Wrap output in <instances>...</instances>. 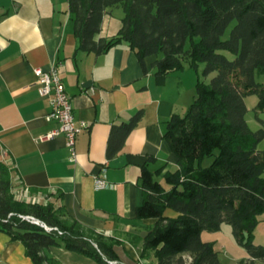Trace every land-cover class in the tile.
I'll return each instance as SVG.
<instances>
[{
	"label": "trees",
	"instance_id": "16d2710c",
	"mask_svg": "<svg viewBox=\"0 0 264 264\" xmlns=\"http://www.w3.org/2000/svg\"><path fill=\"white\" fill-rule=\"evenodd\" d=\"M67 3L76 53L100 56L125 43L144 73L151 60L158 86L185 64L194 71L204 64V77L215 73L208 84L197 80L194 100L184 115L173 114L164 123L163 139L176 157L175 170H168L167 165L155 171L147 165L141 168L142 202L135 217L156 222L141 240L139 259L151 256L154 264H183L179 256L187 254L190 264H221L216 242H205L201 236L217 233L225 224L248 256L237 264L264 261V246L254 244L255 230L264 215V150L258 149L264 140L260 119L264 114V0ZM118 6L123 13L120 29L109 39L96 40L107 9ZM249 96L257 97L253 108L254 119L261 124L257 131L245 120V98ZM142 117L139 111L127 122L112 126L106 146L108 160L121 150ZM207 158L213 160L204 167ZM10 172L0 161V233L20 242L32 264H59L46 254L52 247H63L98 264H136L117 252L121 242L86 231L76 221H63L62 209L51 201L44 205L16 200ZM42 195L49 199L48 194ZM166 210L177 216H164ZM23 217L62 234L46 232Z\"/></svg>",
	"mask_w": 264,
	"mask_h": 264
},
{
	"label": "crops",
	"instance_id": "0c3cea01",
	"mask_svg": "<svg viewBox=\"0 0 264 264\" xmlns=\"http://www.w3.org/2000/svg\"><path fill=\"white\" fill-rule=\"evenodd\" d=\"M108 10L96 40L109 39L120 29L115 34L114 29L106 30ZM76 48L67 0H0V159L11 169L12 189L26 187L33 194H48L51 203L62 209L63 221H76L86 231L122 241L117 252L136 261L141 240L156 222L135 217L142 202L141 168H176V157L163 139L164 123L188 109L197 79L185 68L169 73L165 84L158 86L149 66L151 60L144 73L125 43L100 56L76 53ZM55 65H59L73 117L87 125L76 138L74 161L69 159L63 135L44 138L55 132L58 124L46 119L50 106L37 93L33 71H47ZM139 111L143 112L142 120L121 150L108 160L106 146L112 126L127 122ZM260 119L264 128V114ZM245 120L250 128L246 116ZM252 120L257 131L261 124ZM258 149L264 150V140ZM97 178H104L109 186L96 189ZM164 216L174 218L177 214L166 210ZM261 221L264 215L254 242L263 246L262 241L257 242ZM223 228L201 236L205 235V242L221 245L220 251L216 250L220 263L248 259L238 249H233V257L225 250L219 238ZM260 234L264 239V232ZM46 254L59 264H98L63 247L49 248ZM221 256L228 262H222ZM150 259L148 264H154ZM0 264L32 262L20 242L0 233Z\"/></svg>",
	"mask_w": 264,
	"mask_h": 264
},
{
	"label": "built area",
	"instance_id": "2783aa9c",
	"mask_svg": "<svg viewBox=\"0 0 264 264\" xmlns=\"http://www.w3.org/2000/svg\"><path fill=\"white\" fill-rule=\"evenodd\" d=\"M58 66H53L50 70L44 71L41 69H34L36 77V89L39 97L47 99L50 112L46 115L47 121H55L58 124V129L45 135L44 138H51L55 135L61 134L65 138V146L69 152V159H75V143L77 136L87 128L85 122L76 121L72 114V105L69 96L67 95L63 86L62 80L58 73ZM3 161V159H0ZM4 162V161H3ZM108 185L104 178L95 179V188L104 189ZM14 198L26 203H42L46 205L48 198L43 195H33L26 187L15 189L12 191ZM31 223L39 225L45 229L46 232L56 231L58 235L62 233L57 228L47 227L40 221L31 218L23 217Z\"/></svg>",
	"mask_w": 264,
	"mask_h": 264
},
{
	"label": "rangeland",
	"instance_id": "374dc122",
	"mask_svg": "<svg viewBox=\"0 0 264 264\" xmlns=\"http://www.w3.org/2000/svg\"><path fill=\"white\" fill-rule=\"evenodd\" d=\"M108 11H109V13L107 14L106 24H105L106 30H109L111 32L114 29V34H115L117 32L118 28H120V26H121L120 20L123 17L122 9H121L120 6H118V7L110 8ZM185 68L187 69L188 73H190V75H192V76L194 75L197 80L199 79L200 81H203L206 84L210 83V81L212 80V78L215 76V73H212V74H210V75H208L206 77H204L202 75V71L205 68V65L204 64H199L198 65V68H197V71H194L193 69L189 68L186 64H185ZM256 103H257V97L256 96H249V97L245 98V104H246V107L248 109L246 118L249 120V126H250V129L252 131H255V129H254L255 128V125L253 124V122H252L253 120L252 119H254L253 108L255 107ZM186 111H187V109H185L184 111H182L180 114L181 115H184L186 113ZM212 160H213L212 158L205 159L203 161L202 166H204V167L208 166L212 162ZM173 170H175V169H173ZM156 180L158 182H161L162 183L161 180H159V179H156ZM13 190H15V189H13ZM48 201H51L50 198L48 199ZM223 227L224 228L222 230V234L219 235V238H220L223 246L225 247V250L227 252H229V254H230L231 257L234 256L233 253H232L233 249H238L240 251H243V253H244L245 250L243 248L237 246V244L234 242V239H233L231 233L229 232V235H228V233H226L228 231L227 229H229L230 227L228 225H225V224H223ZM259 232L260 233H263L264 232V222H262V221H261L260 226L258 228L257 242H261L262 241L264 243L263 236ZM97 235H99V234H97ZM205 235H210V233H206L205 232ZM205 235L202 238L203 241L207 239L205 237ZM115 240H117V239H115ZM117 241H119V240H117ZM119 242H121V244H123L122 241H119ZM254 244H255V242H254ZM220 246L221 245L216 246L215 247L216 250H219L220 251ZM234 247H236V248H234ZM118 248H117V250H118ZM120 255L122 256V254H120ZM123 256H125V255H123ZM150 258L152 259L151 256L148 259H150ZM179 258L181 259V261L183 262V264H190V262H191V258L187 254L181 255V256H179ZM148 259H145V261H144L143 259H139V257H138V259L135 261V263L136 264H148V262L146 261ZM221 261L222 262H228V260L227 259H224L223 256H221ZM229 262L231 263V261H229ZM238 262H236L235 264H237ZM149 264H150V262H149ZM261 264H264V261L261 262Z\"/></svg>",
	"mask_w": 264,
	"mask_h": 264
}]
</instances>
